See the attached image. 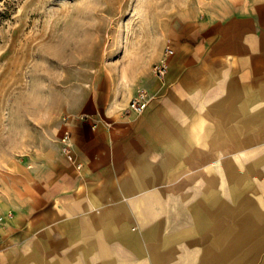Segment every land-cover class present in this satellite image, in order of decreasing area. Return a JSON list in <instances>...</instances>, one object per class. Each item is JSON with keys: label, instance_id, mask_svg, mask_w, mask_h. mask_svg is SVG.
Instances as JSON below:
<instances>
[{"label": "crops", "instance_id": "crops-1", "mask_svg": "<svg viewBox=\"0 0 264 264\" xmlns=\"http://www.w3.org/2000/svg\"><path fill=\"white\" fill-rule=\"evenodd\" d=\"M130 33L118 70L0 171V264H264V0H183Z\"/></svg>", "mask_w": 264, "mask_h": 264}, {"label": "rangeland", "instance_id": "rangeland-1", "mask_svg": "<svg viewBox=\"0 0 264 264\" xmlns=\"http://www.w3.org/2000/svg\"><path fill=\"white\" fill-rule=\"evenodd\" d=\"M182 1L0 0V171L102 85L100 72L118 70L134 27ZM64 133L61 155L79 169L70 132L71 158L62 151Z\"/></svg>", "mask_w": 264, "mask_h": 264}, {"label": "built area", "instance_id": "built-area-1", "mask_svg": "<svg viewBox=\"0 0 264 264\" xmlns=\"http://www.w3.org/2000/svg\"><path fill=\"white\" fill-rule=\"evenodd\" d=\"M168 53L172 52L171 50L167 51ZM153 72L159 78L163 79L167 72V65L164 60H160L153 65ZM150 97L144 89H137L134 95L129 99L127 105L123 108L124 113H141L146 107ZM63 143L62 151L68 153L67 156L71 158V153L69 150V134L68 132L64 133L61 138ZM3 221L2 216H0V222Z\"/></svg>", "mask_w": 264, "mask_h": 264}]
</instances>
